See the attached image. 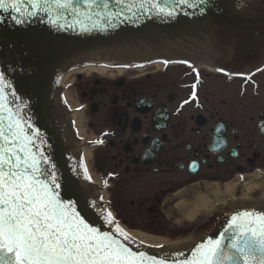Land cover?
Returning <instances> with one entry per match:
<instances>
[{"label": "flooded vegetation", "instance_id": "af4514ba", "mask_svg": "<svg viewBox=\"0 0 264 264\" xmlns=\"http://www.w3.org/2000/svg\"><path fill=\"white\" fill-rule=\"evenodd\" d=\"M217 1L182 15L188 21L175 29L186 34L169 54L141 65L84 61L68 71L91 166L109 206L125 211V227L181 224L200 243L237 209L219 197L189 221L178 203L227 184L238 199L248 183L259 187L232 206L251 210L264 200V0H236L233 10Z\"/></svg>", "mask_w": 264, "mask_h": 264}, {"label": "snow or ice", "instance_id": "6c2138e0", "mask_svg": "<svg viewBox=\"0 0 264 264\" xmlns=\"http://www.w3.org/2000/svg\"><path fill=\"white\" fill-rule=\"evenodd\" d=\"M115 2L129 12L143 9L148 3L149 11L155 8L158 14L169 17L175 14V8L161 6L159 0ZM179 3L189 4V0ZM24 4L25 0H0V10L11 9L28 16L44 12L52 23L64 19L68 13L77 17L76 23L83 28L78 17L91 20L90 13L96 9H109L108 0H27L28 8ZM121 14L109 11L108 23ZM193 71L197 75L196 83L191 85L195 99L199 72L195 68ZM10 87L0 73V264H264V211L236 212L218 238L195 244L190 257L171 262L133 251L129 247L132 237L116 222L111 211L101 209L97 213L111 231L92 226L85 219L86 208L78 211L77 201L61 197L62 184L55 165L43 151H34L39 148L35 144V139L40 138L39 130L30 133L32 125L24 121L20 106L15 110L9 106L5 89ZM12 96H16L15 91ZM84 178L91 180L86 167ZM66 190L74 194L70 184ZM91 207H97L95 202ZM183 255L177 253V257Z\"/></svg>", "mask_w": 264, "mask_h": 264}, {"label": "water", "instance_id": "95a60500", "mask_svg": "<svg viewBox=\"0 0 264 264\" xmlns=\"http://www.w3.org/2000/svg\"><path fill=\"white\" fill-rule=\"evenodd\" d=\"M108 2L109 9H96L90 13L91 20L78 17L83 21V28L76 23L77 17L68 13H65L64 19L52 23L44 12L28 16L11 9L0 10V73H3L6 82L11 85L5 89L9 106L13 110L20 106L24 121L32 125L30 133L39 130L40 138L35 139L39 148H34V151H43L50 163L55 165L62 184L61 197L77 201L78 211L86 208L85 219L102 231H111L112 228L97 215L105 208L99 202L89 180L84 178V167L75 149L57 91L59 77L68 65L81 59L154 60L169 54L174 48L173 40L178 35L186 34L175 29L178 23L188 21V17L182 15L202 13L205 7L201 0H189V4L195 5L194 7L180 4L179 0H159L161 6L175 8L174 16L169 17L158 14L155 8L149 11L148 3L143 9L134 8L129 12L123 5H117L115 0ZM236 3V0L217 1V4L230 10L235 9ZM23 7H29L27 0ZM109 11L122 14L113 17L109 24ZM96 12H99V16ZM13 91L16 93L15 97L12 96ZM44 167L52 170L49 165ZM69 184L74 194L66 190ZM93 202L97 205L95 209L91 207ZM233 203H229L230 209L240 211L241 206H232ZM250 209L264 211V201L259 204L251 202ZM229 220L219 223L210 238H218ZM196 238L191 236L187 242L168 248L147 246L132 238L129 247L135 252H144L157 259L167 258L171 262L177 258L183 260L190 257L192 248L197 244ZM179 252L184 255L177 257Z\"/></svg>", "mask_w": 264, "mask_h": 264}, {"label": "rangeland", "instance_id": "374dc122", "mask_svg": "<svg viewBox=\"0 0 264 264\" xmlns=\"http://www.w3.org/2000/svg\"><path fill=\"white\" fill-rule=\"evenodd\" d=\"M110 62L111 63L118 62L128 65H135V64L141 65L140 64L141 62H138L137 60L132 61V60L113 59L110 60ZM145 62L149 63L151 61L145 60ZM152 69H154V66L150 65L146 68V71ZM60 78L61 77H59V79ZM73 79H74L73 74L71 72L70 73L68 72V74L63 79H61L60 82H58L57 91L60 97V101L63 107L65 117L70 127L75 149L80 157L83 167L87 168L88 176L91 177V180H89V182L93 191L95 192L97 197H100L103 200V203H105L106 207L113 213V216L116 218V220L125 227V211H117L109 206L107 200L110 199V197H108L107 194L101 191L102 190V188L100 187L101 180L91 166V162L89 158V147H88L89 138L86 135L88 132L86 131L85 124L82 121L79 112L78 100L74 95V88H73L74 85L72 84ZM180 226L181 224L175 225L174 228L171 229H140V228H130L128 226L126 228L132 231H137L145 236L160 238L173 242L188 237V236L186 237L185 234H182L183 229Z\"/></svg>", "mask_w": 264, "mask_h": 264}, {"label": "bare ground", "instance_id": "6f19581e", "mask_svg": "<svg viewBox=\"0 0 264 264\" xmlns=\"http://www.w3.org/2000/svg\"><path fill=\"white\" fill-rule=\"evenodd\" d=\"M116 58H89V59H81L78 60L70 65H68L61 73L60 79L58 82L61 81L67 74L68 71H70L73 67L81 65L82 62L87 61V62H93L95 65L98 63H111L110 60H113ZM123 60V59H121ZM134 61V60H132ZM138 62H142L143 60H137ZM90 69H87V71ZM259 187L258 183H248L244 184L243 186V194L237 199L235 198L234 191H235V185L233 184H227L223 190H213L210 194V197L208 195H203L199 194L195 197V199L192 202H185L182 201L177 204V207L179 209L185 208L186 213V219L187 220H193L197 214L200 212L208 213L212 210L213 208V201H219V197H224L228 199L230 202L233 203V201H239V200H249L251 193H253L255 190H257ZM98 192V191H97ZM261 199H264V191L261 193ZM225 200H222L221 203H223ZM264 201V200H263ZM261 201V202H263ZM253 202V201H251ZM116 222L129 234L130 237H132L134 240L137 242L151 246V247H156V248H168V247H176L179 246L185 242H187L190 237H187L185 239H180L176 241H168L160 238H154L150 236H145L137 231H132L127 228H125L123 225H121L117 220Z\"/></svg>", "mask_w": 264, "mask_h": 264}]
</instances>
